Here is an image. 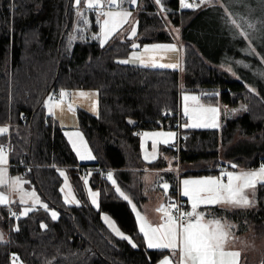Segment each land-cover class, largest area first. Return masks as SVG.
Here are the masks:
<instances>
[{"label":"trees","instance_id":"16d2710c","mask_svg":"<svg viewBox=\"0 0 264 264\" xmlns=\"http://www.w3.org/2000/svg\"><path fill=\"white\" fill-rule=\"evenodd\" d=\"M162 6L169 24L182 27L180 70L117 63L132 51L128 39L112 38L101 47L96 40L82 37L68 45L75 17L73 0H0V125L10 128L0 142L10 143L12 171L58 210L55 221L39 208L14 220L12 208L0 206V231L6 236L0 242V264H10L12 254L23 264H155L165 250L140 243L133 248L105 228L101 211L110 213L132 239H141L128 203L100 172L113 170L122 189L136 202L142 200L141 180L132 170L142 166L137 132L165 128L167 123L176 127L181 119L180 88H198L208 102L234 107L242 103L246 109L226 120L219 131L188 130L182 146L165 148L176 163L188 168L185 173H212L231 164L250 169L264 161V98L207 64L195 47H201L198 41L186 38L184 29L195 10L182 9L178 0H162ZM160 7L154 0H142L137 9L139 42L171 39ZM64 88L98 91L96 117L77 109L79 129L96 157L92 163L77 160L63 129L43 106L47 96ZM163 163L158 159L150 167L162 168ZM87 168L92 171L90 185L100 190L99 209L89 204L83 192L80 178ZM63 169L79 206L63 202L59 175ZM163 173L172 182L173 173ZM231 218L240 232L252 229L259 236L264 228V186L256 188L255 206L235 209ZM42 223L46 229L40 227Z\"/></svg>","mask_w":264,"mask_h":264},{"label":"snow or ice","instance_id":"6c2138e0","mask_svg":"<svg viewBox=\"0 0 264 264\" xmlns=\"http://www.w3.org/2000/svg\"><path fill=\"white\" fill-rule=\"evenodd\" d=\"M142 0H74L77 8L76 15L78 23L89 25V19L86 16L87 11H93L95 15V23L99 26V34L92 36V39L99 40L101 47H104L109 41L120 34L125 25L131 23V28L126 39L133 40L137 37L138 21H134L133 10L141 6ZM179 4L184 9L200 7L206 0H197L194 5L187 3L186 0H178ZM83 3L84 10H80V5ZM156 5H161V12L164 11L162 0H154ZM126 5H131L132 10H129ZM76 31L83 32V28H77ZM76 37L72 36L71 40ZM131 49L136 50L141 46L135 42L131 43ZM175 45H153L151 47H144L142 53L133 51L131 56L127 59L118 60L117 63L129 65L133 63L139 64L144 68H177V64L157 63V54L165 51H175ZM97 93L79 92L75 95L80 97H88L96 95ZM71 95L67 91L61 90L59 92V101L53 103L54 97L49 95L43 106L47 110L49 117L54 115V110L60 108L64 102V98ZM200 97L196 95H185L183 97L184 107L183 115L188 117L190 123L184 124L185 128H219L217 107H204L200 104ZM188 101L193 102V106L189 107ZM96 108V104H93ZM68 110L72 111V105L69 103ZM246 110V109H241ZM21 119L23 117L21 116ZM129 123H133L129 121ZM10 133V128L7 126H0V138L7 136ZM69 143L76 156L80 161H91L96 159L88 150L83 138L79 132L68 133ZM148 136L147 133L144 134ZM173 132H156L151 134L152 138V157L155 158L156 148L158 143L167 145L172 142L175 137ZM8 147H11L10 145ZM10 152L6 149L3 143H0V186L8 187L12 192L19 193V203L25 205L23 211L18 215L16 212H10V216L14 220L21 217H27L29 213L36 211L38 208L49 212L48 204L44 203L37 196L35 190L25 191L23 188L22 179L17 177L15 179H8V165ZM144 159L149 161L148 155ZM230 168L235 169V164L229 165ZM59 175L64 177V188L60 189L65 192L63 201L65 204H75L79 206V201L72 194L71 187L68 184V179L63 170H59ZM91 173L81 177L85 186L89 184L88 176ZM108 181H111L115 186V191L119 196L131 205L132 211L135 212V218L138 222V231L142 234L146 247L152 250H168L171 257L166 256L160 264H174L173 258L178 255V264H239V251H227L226 245L231 238L230 230L234 227L226 223H222L219 219L206 220L204 212L199 209L204 206L228 205L231 207L248 208L254 201H250L246 195V190L253 192L258 185L264 186V165L258 171H222L217 177H208L204 179H184L180 196L187 198L190 203V211H184L181 204L175 200H170L167 206L161 205L158 211L162 212L161 222L153 226L148 223L144 216L137 211V205L133 200L121 190L117 185V181L113 177L112 172H108L106 176ZM226 181V182H225ZM168 183H162V188L167 194L169 190ZM88 195L91 198V204L99 208L98 197L99 192L88 189ZM0 206L10 207L8 197L0 192ZM50 218L55 221L58 219L56 211H50ZM103 221L115 237L127 241L133 248L138 245L131 237L124 234L108 217L104 216ZM41 228L46 229V224H41ZM15 231H19L16 227ZM0 242L2 237H0ZM10 264H19V257L12 254Z\"/></svg>","mask_w":264,"mask_h":264},{"label":"rangeland","instance_id":"374dc122","mask_svg":"<svg viewBox=\"0 0 264 264\" xmlns=\"http://www.w3.org/2000/svg\"><path fill=\"white\" fill-rule=\"evenodd\" d=\"M188 1L189 0H186L187 3ZM73 7L75 10V17L73 20L72 29L67 34L68 45L72 41H74V40H71L72 36H75L76 39H81L82 37L92 39V36L99 34V26L95 23V15H93L94 16L93 21H94V24H96V32H94V30L91 28L92 20L90 19V14H91L90 12H93V11L86 12V16L89 19V25L85 26L82 23H78V17L76 15L77 8L74 4V0H73ZM126 7H128L129 10H132L131 5H126ZM190 9L195 10V12L192 16V19L189 21L191 22L190 26L184 29V35L186 36V38H188L190 41L194 43L198 41L201 47L199 48L197 46L195 47L199 51H201V55H203L207 64H209L213 68H216L217 71L225 73L230 79H234L239 82H242L250 91L264 98V0H206V2L200 7L198 8L195 7V8H190ZM80 10L81 11L84 10L83 3L80 5ZM160 13L162 14L161 18L165 23V28H167L166 30L171 35V38L174 41V45L176 46L175 58L178 59L179 58L178 53H180V59L182 60V53H183L182 50L184 48V45H183L184 40L181 38L182 27H176L172 24H169V21L166 17L165 12L164 11L161 12L160 10ZM133 18H134V21H137V9L133 10ZM78 27L83 28L84 31L83 32L76 31ZM130 28H131V23L128 25H125L122 32L113 38H117L118 40H125L130 32ZM97 41L99 42V40ZM133 41L134 39L132 40V43ZM134 42L137 43V41H134ZM147 44L149 43H144L142 47L147 46ZM133 51L135 50H132L131 54ZM131 54L129 53L128 56L122 59L129 58ZM158 56H160L159 53L157 54V57ZM181 60L179 61V63L181 62ZM179 63H177V65ZM130 65H136V63L130 64ZM50 95L51 96L53 95V97L57 98V95L55 93L50 94ZM185 95L199 96L201 98L200 104L203 105L204 107H217L219 109L218 123L220 127L219 128H185L183 127L184 124L191 122L188 119V117H185L183 115V107L185 103L183 100V97ZM64 99L67 100L68 97H65ZM187 103L189 107L193 106L192 101H188ZM77 109L79 108H74L72 106V110H74L76 114H77ZM241 109H245V105L242 103H239V105L236 107L228 106L218 101L216 103H212V102H208L203 97V94L198 92V88L197 90H185V89L180 88L178 91V110L180 112L179 116L181 118V125H180L181 131H179L178 127H172L170 124L167 123V126L165 128L161 127V128H156L153 130H141L137 132L138 138H139L138 140L139 156H140V160L142 161L141 169L143 170V173L141 169L140 171H134V172L137 173L139 177L141 178V189H142V196H143L142 198L147 197V199L146 200L143 199L138 202H136L134 199L132 200H133V203L137 205V211H139L140 214L145 217L148 223L152 224L153 226H156L161 222L162 212L158 211V209H160L161 205H164L162 195L165 192L162 188V183H165V182L168 183L170 188L173 187L172 189L175 190V192L179 191L180 193L181 187H182V181L184 179H204L208 177H217L220 175L222 171H235V172L258 171L261 165H264V161H262L257 168L247 169V168L237 166L235 169H233V168L228 167V169H224V170H220L221 168L217 169V172L206 173L202 175L200 174L195 175V174L185 173L187 171L186 169L188 168L185 165L182 166V164L181 166L177 165L175 162H173L174 160L176 161V158L172 157V155H168L165 152L166 147H174L177 145L179 133L192 130V129H215L219 131L223 127L226 120L236 118L237 116L241 115L242 112L244 111ZM0 126L8 127V125H0ZM169 131L176 134L174 137V140L168 143L167 145L163 143H158L157 148H156V155H155V158H153L152 157L151 134L156 133V132H169ZM76 132H79L81 134L85 145L87 146L88 150H90L92 155L94 156L93 151L91 150L85 136L83 135L79 127L78 129L69 128V129L64 130V134H65V137L68 143H69V137L67 134L76 133ZM145 133H147L148 136H145L144 135ZM0 143H3V144L8 143V140H6L5 142H0ZM69 145L71 147L70 143ZM74 151L75 150H73V152ZM74 154L76 156L75 152ZM145 155L149 156L150 158L149 161H146L144 159ZM76 158L80 163L90 162V161H80L77 156ZM158 159L163 160L164 163H166V166H164L166 170L168 169V170L175 171V172L173 171L174 174H173V180L171 183L168 179H166L163 173L164 171L159 172L155 169L150 168V164L153 161L155 162ZM94 160H91V161H94ZM178 170H179V173H178ZM63 171L65 172L67 176L68 184L71 187L72 194L76 197L73 191L69 176L64 169ZM108 172H112V171L108 169L101 171V176L106 178ZM89 173H92V171L88 168L85 169L82 174V177ZM17 177H20L22 179V182H24L23 188L25 191L35 190L37 196L40 198L34 186L31 185L29 182H27L19 173H16V172L9 173L8 172L9 180L15 179ZM89 177L90 175L88 176V179ZM61 178H62V184H61L60 189L65 187L64 177H61ZM108 182L112 185L111 181H108ZM116 186H119L121 190L125 192V190H123L122 187L118 183ZM89 188L99 193H100V190L94 189L90 185V183L87 186L85 185L83 186V192L85 194V197L87 201L89 202V204H91V198L88 195ZM113 188L115 191V186H113ZM66 191L67 189L65 190V192ZM0 192H3L8 197L12 210L19 215L23 211V207H25V205H21L19 203V193L12 192L6 186H0ZM65 192H61L62 198L64 197ZM140 194H141V191H140ZM116 195L119 198H121L118 193ZM171 195L174 196V193ZM246 195L248 196V199L250 201H254V203L248 208L255 206L256 189L254 192L252 190H246ZM76 199L79 201L77 197ZM40 200L46 203L41 198ZM99 200H100V195L98 197V204H99ZM66 205H75V204H66ZM91 206L95 209H99L92 204ZM186 206L188 210L190 211V203L188 201L186 203ZM128 207L132 212V215L135 221L136 230L139 233L138 222L135 218V212L132 211V207L130 204H128ZM219 207H220V210H218ZM48 208H49V212L47 213H48L49 218H50V211H56L58 213V210L55 209L54 207L48 206ZM201 208L204 209L206 220L219 219L222 221V223H226V224L234 226L230 230L231 238H230L229 243L226 245V250L227 251H239L241 253L239 264H264V228H263V232L259 236H254V232L252 231V229L247 232H243V231L240 232L238 229L239 224L231 218V213L236 208H240V207L234 208L228 205H215V206H208V207L202 206ZM201 208L199 209V211H201ZM241 209H246V208H241ZM104 216H108L113 221V223L124 234L129 236V233L127 234L120 227L116 219L110 213L101 211L100 212L101 220L105 228L110 232V234L114 236V234L111 232V229H109L107 224L104 223L103 221ZM139 234L141 235L140 241H137L134 239L133 241L137 245L140 243V244H144V246L146 247V242L144 241L142 234L141 233ZM0 237H2V241L6 239V236L1 231H0ZM165 251L166 252L163 255H161V257L158 259L156 264H160V261L166 256L171 257V253L168 250H165ZM11 258H12V255L10 257V260ZM173 260H174V264H178V260H179L178 255L174 257ZM19 264H23V263L19 260Z\"/></svg>","mask_w":264,"mask_h":264},{"label":"crops","instance_id":"0c3cea01","mask_svg":"<svg viewBox=\"0 0 264 264\" xmlns=\"http://www.w3.org/2000/svg\"><path fill=\"white\" fill-rule=\"evenodd\" d=\"M93 15H94V13H93ZM122 41H125V40H122ZM134 41H137V44H139L141 46L139 49H136L135 50L138 53H142L144 47H151L153 45H174V41L172 40V38L169 41H165V42H150L149 44H147V46H144V47H142V45L144 43L139 42L137 37L134 38ZM131 43H132V40H131ZM175 52H176V50L175 51H165V52L159 53L160 56L157 57V63H164V64H177V63H179V61L181 60L180 59V53H178L179 54V58H178L179 60H178V59L175 58ZM130 54H131V52H130ZM178 65H179V68L177 67V68H160V69H179L180 70V63ZM134 66H139L138 62ZM139 67H142V66H139ZM61 90H65V91H67L68 93L71 94V95L68 96V99L67 100L64 99V102H63V104L61 105L60 108H56L54 110L53 117L57 121V123L59 124V126L63 129V131L65 129H69V128H74V129L77 128L78 129V127H79V122H78V117H77L76 112L74 110H72V111H69L68 110L69 103H71V105L74 108H79V109L85 111L86 113H88V114H90V115H92L94 117H96L99 114L98 91H97V89H94V88H74V89H66V88H64V89H60L59 91H57L55 93L57 95V98L54 97L53 103H56V102L59 101V99H60L59 98V92ZM81 91L86 92V93H97V94L96 95H92V96H88V97H80V96L75 95L76 93H79ZM51 94H53V93H51ZM94 103L96 104V108L95 109L93 108V104ZM180 125H181V123H180ZM180 131H181V129H180ZM182 134L186 137V135H185L184 132H182ZM177 145H178V147H177ZM177 145L174 146L173 148L174 149H178L180 146H182V144L180 143V136L179 135H178ZM10 151H11V147H10ZM172 157H174V155ZM94 161H90V162H86V163H91V162H94ZM173 162H175V160ZM176 164L179 165V163H176ZM164 166H166V163H163V167L162 168H152V167H150V168L155 169V170H157L159 172L164 171L165 173H173L174 174V172H175L174 170H168V169L166 170ZM8 169H9V171H8L9 173H13V171H12L13 166H12V163L10 162V155H9V165H8ZM140 169H141V167L140 168H137V169H132V170L134 172V171H140ZM224 169H228V168L222 167L220 170H224ZM250 169H252V168H250ZM141 171L143 173V170L142 169H141ZM178 173H179V170H178ZM200 175H202V174H200ZM165 177H166V175H165ZM171 178L173 179V176L172 175H171ZM139 179L141 180L140 177H139ZM166 179H168V177H166ZM140 191H141L140 196L142 198L143 196H142V189H141V187H140ZM176 192L180 195L179 191H176ZM125 193H126V191H125ZM127 195L129 196V194H127ZM169 195H171L170 187H169V190H168L167 194L163 193V195H162L163 202H164L165 198H167ZM131 199H133V198H131ZM143 199L146 200L147 197L146 198H142V200ZM181 199L184 200L187 203L186 198H183L181 196ZM236 209H238V208H236ZM216 210H217V208H216ZM218 210H220V207L218 208ZM201 211L204 212V209L201 208ZM205 212H206V210H205Z\"/></svg>","mask_w":264,"mask_h":264},{"label":"built area","instance_id":"2783aa9c","mask_svg":"<svg viewBox=\"0 0 264 264\" xmlns=\"http://www.w3.org/2000/svg\"><path fill=\"white\" fill-rule=\"evenodd\" d=\"M188 3H192V4L195 5L197 3V0H189ZM177 125H178V123H177ZM185 138L186 137L183 134H180V143L181 144H183L185 142ZM4 145H5L6 149L9 151L10 150V147H8L10 145L9 142L8 143H4ZM170 200H175L177 203L181 204L182 209L184 211H189L187 206H186L185 201L180 198V195L177 192L174 193V196L173 195H169L167 198H165V200L163 202L164 206H167V204L169 203Z\"/></svg>","mask_w":264,"mask_h":264}]
</instances>
